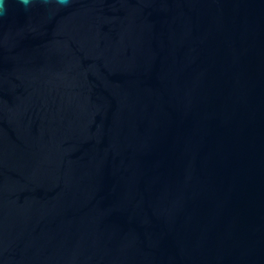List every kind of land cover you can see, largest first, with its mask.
I'll use <instances>...</instances> for the list:
<instances>
[{
    "label": "water",
    "instance_id": "95a60500",
    "mask_svg": "<svg viewBox=\"0 0 264 264\" xmlns=\"http://www.w3.org/2000/svg\"><path fill=\"white\" fill-rule=\"evenodd\" d=\"M7 3L0 264H264V0Z\"/></svg>",
    "mask_w": 264,
    "mask_h": 264
},
{
    "label": "clouds",
    "instance_id": "9594fccd",
    "mask_svg": "<svg viewBox=\"0 0 264 264\" xmlns=\"http://www.w3.org/2000/svg\"><path fill=\"white\" fill-rule=\"evenodd\" d=\"M34 2H36V0H17V3L24 7ZM43 2H47V0H43ZM58 2H64V0H58ZM0 10H2L0 15H7L9 11L7 0H0Z\"/></svg>",
    "mask_w": 264,
    "mask_h": 264
}]
</instances>
